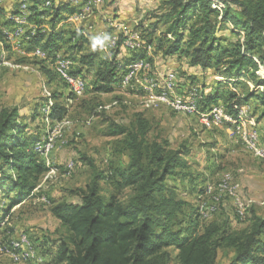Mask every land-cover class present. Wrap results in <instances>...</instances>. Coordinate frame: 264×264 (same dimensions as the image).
I'll return each instance as SVG.
<instances>
[{"label":"trees","instance_id":"obj_1","mask_svg":"<svg viewBox=\"0 0 264 264\" xmlns=\"http://www.w3.org/2000/svg\"><path fill=\"white\" fill-rule=\"evenodd\" d=\"M3 1L0 0V16L6 12L1 5ZM14 1L10 17L1 21L0 27L12 29L11 16H21V5H24L25 19L34 21L36 26L34 33L29 29L22 32L29 37L27 48H35L40 43L41 51L52 53V61H56L59 57L56 58L54 51L60 45L65 44L67 49L76 52L85 45H93L92 36L80 29L68 31L67 38L64 31L41 30L40 17L50 11L52 24L60 10L64 9L67 17L77 11L69 1L60 7H55L53 0ZM219 3L226 5L221 7ZM161 6L163 11L152 16L154 22L141 36L143 47L131 49L130 58H117L122 46L117 40L111 58L98 60V47L101 44L102 48L103 41L111 35L108 34L99 39L97 47L76 56L79 67H73L75 60L64 56L72 61L69 73L80 75L85 65L94 71V89L111 92L113 84L120 80L119 69L124 74L131 61L151 60L147 55L150 47L163 56H184L191 66L202 70L213 68L215 74L226 79L217 81L211 92L204 85L191 86L196 88L200 111L218 106L236 118L238 108L254 99L262 106L260 117H264V90H253L248 85L250 82L253 88H264V79L257 74L264 62V0H163ZM158 25L164 29L156 33ZM223 26L232 29V34L238 37L222 38ZM227 80L235 86L241 85L243 90L240 93L230 90L226 87ZM188 90L178 92L186 95ZM41 106L34 107L37 112L33 111L32 118ZM65 113V108L53 104L48 116L60 119ZM19 116L15 106L0 109V190L12 194L10 198L4 196L9 202L3 215L23 199L33 197L37 182L48 171L33 150L39 138L25 135L26 127L18 122ZM109 126L107 135L115 139L113 152L122 156L123 164L111 163L105 171L94 174L84 189L72 192L78 194V202L50 203V214L65 229L50 264H168L170 250L176 251L179 264H217L219 250L232 253L227 264H264V215L250 209L248 224L242 229L232 228L226 219L201 226L199 216L193 215L186 216L184 223L182 212L187 203L173 186L165 183L168 176L183 174L185 177L190 153L185 144L174 149L164 140H150V122L142 112H136L127 124L111 122ZM259 143L264 145L260 140ZM101 180L108 182L114 192L107 196L101 194ZM125 189L131 191L120 198ZM172 218L178 222H170Z\"/></svg>","mask_w":264,"mask_h":264},{"label":"rangeland","instance_id":"obj_2","mask_svg":"<svg viewBox=\"0 0 264 264\" xmlns=\"http://www.w3.org/2000/svg\"><path fill=\"white\" fill-rule=\"evenodd\" d=\"M68 1L77 8L74 14L68 16L73 26L78 22L84 20L91 22L93 18H97L95 22L98 28L97 34H102L101 38L111 34L103 41L102 49H105L104 43L110 39H114L116 43L120 40L124 44L119 47L117 58L122 59L130 58L132 55L131 50L128 49L132 48V41H128L129 46H126L124 40L128 36H136L138 48H142L144 40L141 36H144L154 22L153 17L163 11L161 6L163 0H98V4L94 3V0ZM128 4L132 8L136 7L135 14L123 19L127 23L123 22L121 26H109L114 18L119 17L114 15L115 12L129 15L126 12L129 9ZM101 5L106 8L107 16H97ZM219 5L224 7L226 4L219 3ZM232 8L236 10L233 4ZM24 9V5H21V16H11L14 20L13 30L0 27V109L13 106L18 108L20 114L18 122L26 127L25 135L39 138L33 150L38 153V158L48 167V171L37 182L33 197L23 199L6 215H3V212L9 201L4 199V196L10 198L12 194L0 190V246L11 249L10 242L21 239L19 242L23 243V247L16 251L11 250L17 253L25 250L24 252L28 251L33 256L28 259L13 258L6 249L0 247V264L52 262L53 251L58 240L65 235V229L50 214V203L57 200L78 202V194L72 192L84 189L94 174L105 171L111 163L123 164L122 156L113 152L115 139L108 136L107 132L111 122L127 124L136 112H142L149 120L150 140H164L174 149L185 144L190 149L185 177L183 174L168 176L165 183L167 186H173L187 203L182 212L184 223L186 216L193 215L194 218L199 216L201 226L226 219L229 220L232 228L242 229L248 224L251 210L257 215H264V157L251 147L249 135L250 130L251 135L259 137L254 122L248 119L256 108H258V116L262 110L254 99L238 108L236 118L228 116L222 110L226 117L218 122L210 120L211 127H206L198 115L174 111L165 103L155 100V95L152 94L154 90L147 89L148 82L152 79L159 93L162 88L165 89L162 76H176L174 71H162L168 58L152 49H147L150 61L142 58L130 62L146 64L144 65L146 67L132 73L134 81L122 85L121 80L126 72L123 74L121 71L123 69H119L117 76L120 80L113 84V90L97 91L93 87L95 74L87 68V71L82 73L83 76L77 75L82 87L73 91L57 71L58 63L69 59L63 58L66 55L75 60L73 67H79L78 58L67 49V45H60L56 50V58L59 57L57 62V60L52 61V54L45 56L37 46L27 48L29 40L27 35L13 36L17 33V29L22 31L29 29L31 33L36 30L34 25L26 21L27 12L25 14ZM86 11L88 16H80L79 21L77 15ZM4 19L5 17H0V22ZM157 29L156 33L162 31L164 27L158 25ZM230 30L232 29L223 26L220 32L222 38L235 40L238 37ZM92 33L95 34V31ZM242 33L241 31L240 34ZM108 48L112 47L108 46ZM85 50L87 52L91 47L87 46ZM100 53L98 60L111 58L109 57L111 54L108 55L105 51ZM184 59L183 75L196 78L193 84L201 86L196 77L200 73L195 74L197 70L188 63L187 58ZM256 60L259 62L257 57ZM172 61L177 62L178 58L173 57ZM68 62L69 73L72 61ZM121 66L124 68L123 65ZM203 73L204 75L199 77L204 86L210 90L209 92L216 87L217 81L226 80L221 75L215 74L213 68ZM257 74L264 79V62L260 64ZM226 82L229 83V80ZM170 84L174 90H177L176 77L174 79L170 77ZM248 85L253 90H264L263 86L253 88L250 82ZM226 87L236 93L243 90L241 85L235 86L231 81ZM191 88L196 90L195 87ZM53 104L66 110L60 119L48 116L49 108ZM37 106H41L38 109L39 113L32 118L33 111L37 112L34 107ZM244 122L249 127H245ZM235 125L239 126L240 131L235 129ZM258 140L255 138L258 143L255 144L262 145ZM45 143H47L46 148ZM42 148H45V154L39 155V150ZM99 186L100 193L104 196L114 192L112 186L105 180H101ZM130 191L125 189L119 197L125 198ZM170 222L175 223L178 220L172 218ZM175 255L176 251L170 250L168 264H179ZM231 257L230 251L219 250L217 264H227Z\"/></svg>","mask_w":264,"mask_h":264},{"label":"crops","instance_id":"obj_3","mask_svg":"<svg viewBox=\"0 0 264 264\" xmlns=\"http://www.w3.org/2000/svg\"><path fill=\"white\" fill-rule=\"evenodd\" d=\"M65 3H68V0H53V4L55 7H60L62 5H64ZM14 4H15V1L14 0H4L2 2V7H4L5 11L3 16L1 15L0 17H6L9 18L10 14H9V11H11L12 9H14ZM69 4V3H68ZM128 11H126L129 15L125 16L124 14L120 15L118 12H115L114 15H118L119 17H116L114 18V20H112V22L110 24H108L109 26H112V27H115L117 25L121 26V24L124 23H127L125 22L123 19H127L130 15L132 16L133 14H135L136 12V7L132 8L131 5L128 4ZM124 12V11H122ZM65 10H60L58 13H57V18L56 20L53 22V24L51 23V20H52V14H51V11H50V14L48 15H44V16H41L40 19H41V22L39 23V26L41 28V30L43 32H50L51 29H53L54 31L56 32H60V31H64V32H68L70 30H74V29H80L82 31V33H88L92 36V38L94 39V42H93V45H85L84 49L81 50L80 52H76V50H71V49H68L69 51L73 52V55L74 56H79V54H83L86 52L85 48L87 46L91 47V50L94 48V47H97V43L99 41V39H101V35L100 34H97L98 32V28L96 27V24L95 22L97 21V18H93V20L90 22V20L88 21H81V22H78V24H75V26H73V22L69 21L68 20V17L65 16ZM107 12H106V8H103V5L100 6L99 8V12L97 14L98 17H100L101 15H106ZM107 16V15H106ZM127 17V18H126ZM4 19V20H5ZM95 20V21H94ZM27 21V19H26ZM120 21V23L118 24V22ZM29 22V24H32L35 26V23L34 21H27ZM99 25V23H98ZM36 27V26H35ZM95 31V34H93L92 32ZM69 37V33H67V36L66 38ZM74 39V38H73ZM75 40V39H74ZM73 40V41H74ZM69 43H67L68 45L71 43L70 40L68 41ZM40 44V43H39ZM39 44H36L35 46L39 47ZM65 45V44H64ZM103 46V44H102ZM99 55L101 54L100 52L102 51L104 53V51L102 50L101 48V44L99 45ZM40 49V48H39ZM148 49L150 50L151 48L148 47ZM41 50V49H40ZM85 50V52H84ZM43 53L45 54V56H48V54H52V53H49L45 50H42ZM90 51V50H88ZM56 53V50L54 51ZM53 52V53H54ZM109 53V52H108ZM128 53V52H127ZM107 55V54H106ZM107 57V56H106ZM150 57V56H149ZM166 59L168 58V61L165 62V66H163V69L162 71L163 72H166V71H174L175 74H176V81H177V90L180 92V93H184L186 92L189 87L193 86L195 83L194 81H196V78L193 79L194 77H191V76H188V75H183V69L185 67V65H183V62L185 61L184 56H178V55H171V56H164ZM173 57H177L178 58V61L174 62L172 61L173 60ZM180 57V58H179ZM121 60V57L119 58ZM171 61V62H169ZM74 62V61H73ZM194 67L197 71H195V74L196 72L200 73V75H204L203 72H206L207 70H202L201 68L199 67H196V66H192ZM190 67V68H192ZM85 68V69H84ZM87 68L85 65L83 66V68H81V72H80V75L83 76V72H86L87 71ZM89 71L94 72L92 70L89 69ZM193 73V72H192ZM196 76V75H195ZM199 76H196L197 77V81L201 84V85H204L203 84V81H201V78ZM152 77H155V76H152ZM174 79V77H173ZM203 79V78H202ZM194 83V84H193ZM206 85V84H205ZM228 85H230V83H228ZM206 91L208 90L207 88L205 89ZM258 107H262L261 105H258ZM257 112H258V108H256L253 112V115L248 119L252 120V122H254L255 124V129L257 130V133L259 135V140L261 143L264 144V117H259L257 115ZM247 119V117H246ZM244 126L245 127H249V125L244 122ZM12 257V256H11Z\"/></svg>","mask_w":264,"mask_h":264},{"label":"bare ground","instance_id":"obj_4","mask_svg":"<svg viewBox=\"0 0 264 264\" xmlns=\"http://www.w3.org/2000/svg\"><path fill=\"white\" fill-rule=\"evenodd\" d=\"M76 1V0H74ZM80 12V11H79ZM15 29V28H14ZM13 30V29H12ZM13 32V31H11ZM7 36V35H6ZM112 38V37H111ZM114 38V37H113ZM110 39V38H109ZM116 40V39H115ZM138 40V39H137ZM140 42V41H139ZM132 44V43H131ZM142 44V43H141ZM140 44V45H141ZM125 45L126 46H129L128 45V41H125ZM109 47H112L113 49H115L116 47V42H114V39H110L109 41H107V43H104V47L105 49H108V52L109 53H112V48H108ZM103 47V46H102ZM110 49V50H109ZM140 49V47H139ZM112 50V51H111ZM116 51V50H115ZM114 52V51H113ZM60 61V60H59ZM140 63V64H139ZM69 64L68 61H62L60 63H58V66H57V71L62 75V77L65 79V82L68 84V86L73 89V91H77L79 90L81 87H82V82L79 78V76H71L70 73L67 72V65ZM60 65H63V71H61V66ZM146 65L145 63L143 64L142 62H138V63H129L126 67V73L125 75L123 76L122 80H121V84L123 85H126L128 84L130 81H131V77H129L130 75H132V73H135L137 72L139 69H141L142 67L141 66H144ZM140 72V71H139ZM56 74H58L56 72ZM137 75V74H136ZM60 77V76H58ZM63 79V80H64ZM165 84V82H163ZM76 84L79 86V87H76ZM150 82H148V85H147V89L148 90H154V86L155 84L152 83V85L154 86H149ZM156 87V86H155ZM170 87L173 89V87L171 86L170 84ZM172 89H161L160 92L155 95V100H158L160 102H163L165 103L166 105H168L169 107H171L174 111L176 112H183V113H187V114H195V115H198L201 119V122L206 126V127H211L210 126V120H215V115H218V116H224V118L226 117L223 113V109H221L220 107H213L207 111H204V112H199L198 113H194L192 112L191 110H187L186 108L182 107V106H179L178 103H175V102H169L168 100V97H171L172 96ZM192 91L196 92L195 89H192ZM148 92V91H147ZM150 96V95H149ZM157 101V102H158ZM180 104L181 105H189V97H180ZM240 109V108H239ZM243 110H241L242 112ZM239 112V111H238ZM243 114V112H242ZM207 117V119L205 118ZM231 117V116H230ZM229 117V118H230ZM241 118V117H240ZM232 121V120H231ZM237 123V122H235ZM239 125V124H238ZM257 136V135H256ZM258 139V138H257ZM53 140V139H52ZM246 140V139H245ZM259 141V140H258ZM248 143V142H247ZM256 143V141H255ZM258 144V143H256ZM255 144V145H256ZM251 151V150H250ZM253 152V151H252ZM260 156L264 157V153L262 152H257ZM225 183V182H224ZM222 184V183H221ZM228 185V184H227ZM227 189V188H226ZM223 190V189H222ZM213 198V197H212ZM232 198V197H231ZM21 240V239H20ZM19 240V241H20ZM24 240V239H23ZM19 241H11L10 243V247L12 250H19L21 249L23 246V243L22 242H19ZM1 247V246H0ZM6 249L7 252L10 253V255L13 257V258H21L23 257V259L27 258L28 257H33L32 254H30L28 251L27 252H24L25 250H21V253H17V252H13L10 248H8L7 246H2L1 249ZM10 250V251H9ZM31 255V256H30Z\"/></svg>","mask_w":264,"mask_h":264},{"label":"built area","instance_id":"obj_5","mask_svg":"<svg viewBox=\"0 0 264 264\" xmlns=\"http://www.w3.org/2000/svg\"><path fill=\"white\" fill-rule=\"evenodd\" d=\"M94 3L98 4V0H94ZM87 14H88V11L83 12V14L77 15L79 21H80V16H88ZM22 32H23L22 29H17V33L14 34L13 36H20L22 34ZM124 41H132V48H128V49H130V50L131 49H138L136 36H128V38H126ZM122 44H124V43H122ZM102 50L108 53V49H102ZM110 54H112V53H108V55H110ZM109 57H111V55ZM56 60L58 62V58ZM66 61H71V60L66 59ZM60 66H61V71H63V65H60ZM141 67H146V66H141ZM129 77H131V82L134 81V75H130ZM148 77H150V71L149 70H148ZM170 77H176V76H162V80H163V82H165V89H172L170 87ZM149 86H154V85H152V79H150ZM76 87H79V86L76 84ZM196 93L197 92L192 91V88H189L186 95H182L178 92V90L172 89V96L168 97V100H169V102L178 103L179 106H182V107L186 108L187 110H191L192 112L199 114L198 104L196 102ZM152 94L157 95V89L155 86H154V93H152ZM180 97H189V105H181L180 104ZM213 107H218V106H213ZM243 110H244V108H243ZM205 118L207 119V117H205ZM222 119H224V116L215 115V121L214 122H218ZM235 129L237 131H240L238 125H235ZM249 135H250L251 147L255 148V151H257V152L264 153V145H255V138H258V136L251 135L250 130H249ZM46 146H47V143H45V148H46ZM45 148H42L41 150H39V155L45 154ZM13 257H14V255H13Z\"/></svg>","mask_w":264,"mask_h":264}]
</instances>
